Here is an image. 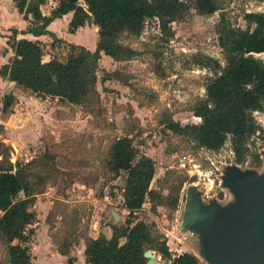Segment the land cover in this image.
I'll return each instance as SVG.
<instances>
[{
	"label": "rangeland",
	"instance_id": "rangeland-1",
	"mask_svg": "<svg viewBox=\"0 0 264 264\" xmlns=\"http://www.w3.org/2000/svg\"><path fill=\"white\" fill-rule=\"evenodd\" d=\"M181 1V17L169 22L150 17L139 34L121 32L120 41L138 51L134 57L115 60L100 54L97 92L90 98L70 104L48 97L44 112L31 101L35 93L21 87L17 101L0 110V165L22 166L35 192L31 205L38 219L29 240L32 264H65L54 258L58 243L65 247L75 242L79 254L78 243L86 234L125 223L124 181L108 166L109 147L118 136H131L137 157L145 153L154 161L150 182L154 197H146L137 218L152 225L172 255L191 251L205 264L198 236L179 229L187 187L195 185L204 202L224 203L232 197L222 178L228 168L264 171V108L253 111L260 129L246 140L241 160L236 158L231 135L221 147L211 149L166 126L170 117L181 124L200 121L194 107L207 99L206 83L228 61L229 53L219 39L223 29L252 28L246 13L264 11V0H215L218 7L208 14L198 11L194 0ZM56 4L47 0L41 13ZM86 24L71 39L94 49L98 27L92 20ZM67 30L66 22L56 28L58 33ZM45 39V60L65 58L68 41ZM254 55L264 60V52ZM152 250L160 264H170L157 249ZM3 255L0 243V259Z\"/></svg>",
	"mask_w": 264,
	"mask_h": 264
},
{
	"label": "trees",
	"instance_id": "trees-1",
	"mask_svg": "<svg viewBox=\"0 0 264 264\" xmlns=\"http://www.w3.org/2000/svg\"><path fill=\"white\" fill-rule=\"evenodd\" d=\"M15 2L24 18L32 13L25 31L34 35L49 34L54 40L61 39L47 25L70 11L69 31L89 20L97 25L95 48L67 42L69 50L65 58L53 56L45 60L42 41L16 38V29L8 39L13 54L8 62L1 64L0 75L30 88L38 96L58 97L68 103H81L96 94L101 51L115 60H127L137 54L134 47L120 41L121 32L139 34L147 18L158 17L169 22L181 17L184 8L181 0H57L46 15L41 13L37 0ZM194 4L198 11L207 14L218 7L215 0H194ZM246 18L253 23L252 28L241 30L228 26L219 37L221 46L229 53L228 61L206 83L207 99L194 107L200 121L181 124L170 117L166 124L211 149L221 147L231 135L237 160L243 158L246 140L260 129L253 111L264 108V60L254 55L264 52V11H248ZM1 98L2 111H6L14 94L7 92ZM108 166L123 178V207L128 215L124 224H112L110 236L104 233L84 236L86 264H147L148 258L144 256L147 248L157 249L170 264H205L191 251L172 255L152 225L137 218L136 211L146 197H154L155 189L150 187V182L155 166L147 154L137 157L131 136L121 135L112 141ZM34 196L32 183L22 166L0 165V243L4 245L0 264H32L28 242L34 231L31 225L38 219L31 205ZM68 246L58 243L57 248L66 253Z\"/></svg>",
	"mask_w": 264,
	"mask_h": 264
},
{
	"label": "water",
	"instance_id": "water-1",
	"mask_svg": "<svg viewBox=\"0 0 264 264\" xmlns=\"http://www.w3.org/2000/svg\"><path fill=\"white\" fill-rule=\"evenodd\" d=\"M222 178L232 194L224 203L204 202L195 185L187 187L179 229L198 236L207 264H264V171L230 167ZM144 256L147 264H160L152 249Z\"/></svg>",
	"mask_w": 264,
	"mask_h": 264
},
{
	"label": "crops",
	"instance_id": "crops-1",
	"mask_svg": "<svg viewBox=\"0 0 264 264\" xmlns=\"http://www.w3.org/2000/svg\"><path fill=\"white\" fill-rule=\"evenodd\" d=\"M31 1L32 0H28V2H31ZM37 1H39V9H40L41 5H43L44 3L47 2V0H37ZM54 2L56 3L57 0H54ZM52 8L53 7H51V9ZM50 10H48V12L44 11V12H42V14L47 15L50 13ZM30 14H31V12L28 13V18H24L23 12H20L18 10L15 0H0V66H1V64L8 62L10 57L13 54V50L8 44V39L13 34L14 29L17 30V32L15 34L16 38L25 37V38H29V39H39L43 42L46 40L45 38H47V37L52 38L49 34L34 35L31 32L25 31V29L30 25V20L32 18V16ZM71 14H72V12L70 11V12L63 14L60 17L54 18L47 25V28L49 30L53 31L57 37L63 38L64 40H66L68 42H74L77 44H85V43H81L82 41L80 42L78 40L71 39V37L76 34L77 30H80L81 28L86 27L87 26L86 23L84 25L79 26L74 31L67 30V32H65V33H58L56 31V28L60 22H66L67 27H68V22L71 18ZM81 30H83V29H81ZM94 46H95V44H94ZM101 53H104V52L101 51ZM21 87L28 89V90H31L28 87L17 84L15 81L9 80V79L0 75V90H1V92L3 91L2 93H0V110H2V108H1L2 107V102H1L2 98L1 97L3 96V94H5L7 92H12L14 94V100L13 101L15 102V101H17V97L20 96L19 91L21 90L20 89ZM48 97H50V96L41 97V96H38L35 94V96L33 95L30 98H31V101L34 100L35 102L40 104L44 108V112H47L48 111L47 106H49V103L47 102ZM70 104H72V103H70ZM33 224L31 225L32 227H33ZM119 225H121V224H119ZM111 232H112V227H111V229L99 231L96 234H92L91 232H89L88 235H90L92 237H96L99 235V233H104L106 236H110ZM29 242H28V245H29ZM75 247H76L75 242L69 244L68 250L66 253H61L57 248V254H56L57 256H55L54 258L58 257L59 259L63 260L65 264H86L85 253H84V250H85L84 238L82 239V241H79V243H78V250L80 251L79 254L76 253ZM29 251H30V245H29ZM44 255H46V254L42 255L43 258H46V256H44ZM31 260L33 263L32 258H31ZM66 260H67V262H66Z\"/></svg>",
	"mask_w": 264,
	"mask_h": 264
}]
</instances>
